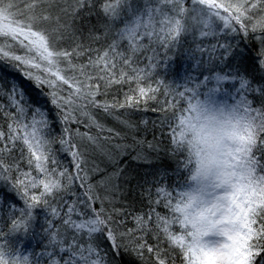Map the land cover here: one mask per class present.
Segmentation results:
<instances>
[{"label": "snow or ice", "instance_id": "obj_1", "mask_svg": "<svg viewBox=\"0 0 264 264\" xmlns=\"http://www.w3.org/2000/svg\"><path fill=\"white\" fill-rule=\"evenodd\" d=\"M237 37L259 45L250 64L235 51ZM186 44L197 74L183 91L164 79L152 87ZM145 52L152 55L141 67ZM7 70L41 90L60 131L24 87L0 85L7 100L0 103V209L7 208L0 264H115L121 255L134 257L130 264H264V0H0V71ZM220 91L234 93L227 105L237 119L228 123L247 133L227 139L235 163L221 209L198 222L193 199L173 196L153 168L135 185L147 198L146 210L135 211L126 199L134 176L122 163L129 150L148 165L160 152L183 156L187 167L180 102L196 109L194 98ZM149 109L154 120L132 119ZM149 185H160L156 198ZM161 204L169 214L153 207ZM39 209L47 210L43 223ZM213 231L226 240L205 243ZM28 236L38 238L31 250L21 243Z\"/></svg>", "mask_w": 264, "mask_h": 264}, {"label": "clouds", "instance_id": "obj_2", "mask_svg": "<svg viewBox=\"0 0 264 264\" xmlns=\"http://www.w3.org/2000/svg\"><path fill=\"white\" fill-rule=\"evenodd\" d=\"M192 105H196V109L186 105L182 113L186 121L182 128L185 133V160L190 168L191 179L199 178L209 190H228L235 162L228 154L230 145L227 144V139L232 135L247 133L243 124L238 129H233L228 123L229 120L234 123L237 117L232 115L227 104L198 96L192 100ZM226 191L218 192L213 199L206 200L201 194L186 190L183 191L186 195L180 197V200L187 203L193 199L192 213L198 222L206 221L221 209ZM189 231H195L191 224Z\"/></svg>", "mask_w": 264, "mask_h": 264}, {"label": "trees", "instance_id": "obj_3", "mask_svg": "<svg viewBox=\"0 0 264 264\" xmlns=\"http://www.w3.org/2000/svg\"><path fill=\"white\" fill-rule=\"evenodd\" d=\"M239 41H240V45L238 46V48H236V51L238 50L239 52H243L250 64L252 62V59L256 56V50H258L259 45L254 40H250V39L248 40V39L240 38ZM174 54H175L174 56L176 57L179 56V52H175ZM190 67H191L190 64H188L187 68H190ZM191 72L196 75L198 72V68L191 70ZM9 77L16 78V81L18 82L17 75L15 73H10ZM171 77L172 76H165L164 78L168 80ZM19 83L21 84V87H24L26 89L29 100L31 101L41 100V102L44 101L45 103H47L46 107L48 108L46 112L48 113L49 119L53 122V128L55 129L57 133H59L60 126H59V122L56 119V110L50 105V103L47 102V99L41 93V90L37 89L34 86V84H32V82H28L24 79H20ZM154 85L155 83L152 84V87H154ZM133 87H135V85H133ZM124 90L127 91V87H125ZM44 91H47V89H44ZM158 98L163 99V96H159ZM170 98L171 97H169V100ZM38 102L39 104H41L40 101ZM152 106L154 107L155 105H152ZM180 106L184 107L185 104L181 101ZM156 115L157 114L151 111V109L147 111L137 110L135 115L132 117V119L135 121H139L141 119H147L151 121L156 118ZM105 122L107 123L108 126L114 127L117 130H122L121 127L118 124H116V122H114L111 118H106ZM141 127H143V125H141ZM81 131H84V129L81 128ZM169 133H170V129L166 130L163 134L165 144L168 143L167 137ZM138 135L143 136L144 133L141 132V133H138ZM156 135L158 138H160L159 132H157ZM146 138L147 140L151 141L153 138L152 133L149 132ZM126 142L131 144L133 141L131 140V137H129ZM129 151H130V155L126 156L124 158V161H122V163L127 162L129 164L132 175L134 176V179L130 182L128 186V192H127L126 199L127 201H130L135 205V211L146 210L147 198L142 196L141 192L137 190L135 187L137 181L144 176V173L146 170L158 168L163 173V176L161 178L164 179V185L168 187V191L172 192L173 196L176 195V192L186 191L188 189V186L193 181V179H191V173H190L189 166L187 167L184 166L185 161L183 159V156H180L178 159H173L165 152H160L159 159L155 160L152 165H148V164L133 160L132 156H134L136 153L134 150H129ZM152 155L155 156L156 154L152 153ZM61 158L64 159L65 157H61ZM24 170L27 171L28 169L25 167ZM32 174L33 176L38 175V173H36L35 171H33ZM149 187L151 188L153 198H156L157 188L160 187V185H155V186L149 185ZM8 199L10 200L11 203L15 199L13 204H16L17 207L23 206L22 202L18 201V198H16L14 194H11L8 197ZM153 207H156V210L160 212L161 214H169V210L165 209L162 204L159 206L153 205ZM6 211H7V208L0 209V213H4ZM40 211L43 213L42 216L40 217V219L42 220L41 223H43L44 218L47 215V210L41 209ZM174 227L177 231H179L176 225ZM17 246L19 247L20 244H18ZM36 250L39 251V248H36ZM133 260H134V257L132 256L121 255L116 258L115 264H130V261H133Z\"/></svg>", "mask_w": 264, "mask_h": 264}, {"label": "rangeland", "instance_id": "obj_4", "mask_svg": "<svg viewBox=\"0 0 264 264\" xmlns=\"http://www.w3.org/2000/svg\"><path fill=\"white\" fill-rule=\"evenodd\" d=\"M240 37H237L236 40H233V43L236 42V48L240 45L239 41ZM249 40V39H248ZM242 41V39H241ZM242 45V44H241ZM235 48V51H236ZM238 51V50H237ZM162 52V50H161ZM175 52H179V56H174ZM171 56V58L164 62V66H162L160 69H158L157 76L153 77L152 84L155 83V80L157 79H164L166 82H171L174 85L180 86V91H183L182 87L187 82L188 78L195 75L191 72V70L198 68L196 58L191 50V46L189 44L184 45L182 48L177 49ZM151 52H145L142 53L140 56V59L142 61L141 67H143L145 64H147V60L145 59L146 56H151ZM188 64H190V68H187ZM10 71V72H9ZM0 85H3L4 89H8L11 85L12 81H15L16 83H19L20 79L26 80L19 72H15L12 70L7 71H0ZM15 73L17 75L18 82L16 81V78H10L9 74ZM165 76H172L170 79H165ZM157 78V79H156ZM27 81V80H26ZM30 82V81H28ZM148 82H145V87ZM21 86V84H20ZM156 83L154 87H156ZM201 96H204V93H201ZM234 93L232 91H220L215 96L210 97L214 102H220L224 104H231L233 102ZM159 99V98H158ZM172 98H170L169 101H171ZM41 102V100H38ZM33 102H36V100H33ZM0 103H7V100L5 97L0 96ZM47 103L44 101L41 102V104L37 103L36 106H43V109L46 111L48 107H46ZM186 106V105H185ZM42 191V189H40ZM188 191H191L193 193H199L201 196L206 200L213 199L218 192H224L227 189L221 188L218 190H209L206 189L203 186V181H201L199 178L196 180H193L191 184L188 186ZM15 200V199H14ZM14 200L12 203H14ZM41 209H39L40 211ZM42 220L40 219V222ZM176 227L179 230V226L176 225ZM226 240V237L219 231H213L203 237V241L211 246L218 245L220 243H223ZM38 238L34 239L31 236L28 237H22L21 243L25 249L31 250L32 247H35L37 245ZM20 247V246H19Z\"/></svg>", "mask_w": 264, "mask_h": 264}]
</instances>
